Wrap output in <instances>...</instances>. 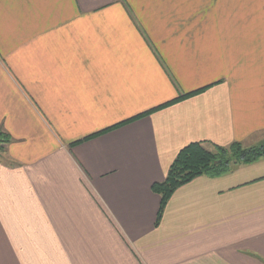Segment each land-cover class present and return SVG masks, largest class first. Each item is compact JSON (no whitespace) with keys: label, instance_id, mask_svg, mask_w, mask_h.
I'll use <instances>...</instances> for the list:
<instances>
[{"label":"crops","instance_id":"obj_1","mask_svg":"<svg viewBox=\"0 0 264 264\" xmlns=\"http://www.w3.org/2000/svg\"><path fill=\"white\" fill-rule=\"evenodd\" d=\"M0 131V264H264V159L152 190L264 143V0H0Z\"/></svg>","mask_w":264,"mask_h":264},{"label":"trees","instance_id":"obj_2","mask_svg":"<svg viewBox=\"0 0 264 264\" xmlns=\"http://www.w3.org/2000/svg\"><path fill=\"white\" fill-rule=\"evenodd\" d=\"M205 90H207V88L190 93L155 109L151 113L165 109L176 103L184 101L185 99L194 97ZM147 114L138 116L128 122L146 117ZM123 124L117 125L97 135L114 130L123 126ZM97 135L75 142L71 144V146L73 147L84 141L92 139ZM1 139L9 142L11 138L8 134L0 131V142L2 141ZM262 159H264V143L252 148H245L240 143H233L229 147L212 146L211 148L206 147L203 143H194L185 147L182 151H180L170 166L165 180L162 183L154 184L152 187L153 192L161 198V204L155 226L158 227L161 224L169 201L180 188L202 177L211 179L221 178L230 174L234 168L238 166L253 165Z\"/></svg>","mask_w":264,"mask_h":264},{"label":"rangeland","instance_id":"obj_3","mask_svg":"<svg viewBox=\"0 0 264 264\" xmlns=\"http://www.w3.org/2000/svg\"><path fill=\"white\" fill-rule=\"evenodd\" d=\"M252 77H253V66H252ZM263 139H264V138H263ZM257 141H259V139H258V140H254V141L251 142V143H248V144L245 145L244 147H245V148H252V147L256 146L255 143H256ZM1 143H2V142H0V148H2V147H1ZM2 144H4V143H2ZM251 144H253V145H251Z\"/></svg>","mask_w":264,"mask_h":264}]
</instances>
